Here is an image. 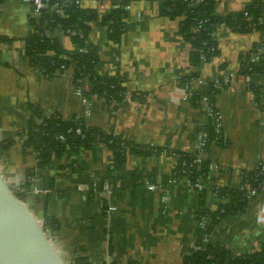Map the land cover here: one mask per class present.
<instances>
[{
    "label": "crops",
    "instance_id": "obj_1",
    "mask_svg": "<svg viewBox=\"0 0 264 264\" xmlns=\"http://www.w3.org/2000/svg\"><path fill=\"white\" fill-rule=\"evenodd\" d=\"M215 15L225 18L244 11L255 0H213ZM115 0H85L81 8L108 16ZM33 8L20 0L0 3V143L14 141L0 150V175L9 185L26 183L35 173L34 185L50 189L47 195L27 196V207L39 221L55 219L49 241L64 264L85 257L91 264H181L184 255L205 234L210 219H199L200 192L170 183L178 159L170 152L194 154L209 121L208 107L195 102L198 86L189 92L185 79L212 82L230 79L219 87L215 108L222 115V135L228 146L213 145L206 160L215 165L204 185L209 192L206 208L218 210L225 200L213 187H236L243 171L264 165V77L242 74L240 64L255 48L264 55V34L217 30L218 55L202 66L192 65L193 47L180 33V20L161 13L152 0L131 2L125 33L119 43L109 38L100 20L91 24L88 43L98 50L96 73L102 78H124L126 96L109 103L92 91L90 82L77 92L72 72L45 77L25 54V38L32 31ZM69 56L79 48L62 28L47 32ZM224 78L223 81H219ZM261 85L259 96L250 84ZM43 118L59 114L65 121L82 120L119 140L160 149L150 156L129 155L119 168L115 153L97 142L91 149H67L62 158L39 164L24 148L28 123L36 111ZM119 186V193L105 201L101 193L80 192L78 185ZM116 206L115 213L107 211ZM264 192L250 199L247 210L219 223L210 237L234 256L252 254L264 246ZM264 221V220H262ZM65 259V260H64Z\"/></svg>",
    "mask_w": 264,
    "mask_h": 264
},
{
    "label": "trees",
    "instance_id": "obj_2",
    "mask_svg": "<svg viewBox=\"0 0 264 264\" xmlns=\"http://www.w3.org/2000/svg\"><path fill=\"white\" fill-rule=\"evenodd\" d=\"M3 1L0 0V3ZM66 1L72 3L65 4ZM134 1L139 0L115 1V8L111 13L108 16L99 17L95 11L76 6L75 0H60L58 7L55 6L56 1L52 0L40 17L33 16L30 18L32 31L24 40L25 54L29 62L50 79L54 78L57 73H63L66 69L73 67V83L77 88L82 85L79 81H88L92 85V91L88 96L97 95L109 103H120L124 100L127 92L123 86L124 78L117 77L111 80L97 75L98 50L88 43V36L91 31V24L100 20L107 27L109 38L113 42L119 43L125 33V20L128 17L125 7ZM192 1L195 0H165L160 3V10L163 15L173 20H180V33L193 47L190 54L192 65L202 66L211 62L218 55L216 34L221 26L228 27L233 32L240 34H249L254 31L264 34V0H255L244 11L229 14L225 18L215 15V2L213 0H204L199 5H191ZM58 10H61L62 13H58ZM57 28H62L70 36L72 42L78 48L87 50V53L69 56L58 40L47 35V32ZM0 41L7 42V39ZM248 55L241 58L240 69L242 74L247 77L252 75L264 77V55L262 54V60L257 63L245 61L244 59L248 58ZM223 79L221 78L219 81H223ZM191 81L192 79L189 78L181 81L180 87H188ZM215 85V82L210 81L206 89L194 93L192 99L195 102H201L204 96H209L211 103L215 104L216 95L220 92ZM250 89L259 96L261 85L252 83ZM77 130H81L82 134L77 135ZM203 131L208 135V142L205 147L207 153L213 145L228 146L222 131L217 133L210 120L204 126ZM60 136H63L65 140H60ZM97 142L107 145L115 153L116 168L121 167L129 155L150 156L160 152V149L152 146L107 136L99 129L87 126L82 120L65 121L59 114L43 118L37 111L29 120L24 148L31 149L37 162L44 165L54 159L62 158L67 149L72 152H78L81 148L91 149ZM13 144L14 141L2 142L0 149L10 150ZM170 153L180 156L178 169L174 173L177 177L185 176L194 184L200 179L205 181L208 178L210 163L206 159L203 160L201 169H197L195 165L192 166L197 158V153L188 154L178 151ZM34 177L35 173H29L26 184L20 186V189L16 191L8 185L18 200L25 201L27 199V195L33 186ZM247 185L250 186L251 190L262 192L264 188V165L243 171L241 183L236 187H213L211 192L225 200V203L221 204L215 212L206 208V197L209 190L204 185V190L200 192L201 208L198 214L201 220L210 219V225L205 229L204 235L210 238L221 221L229 216L242 214L247 210L250 203ZM43 228L44 231H53L58 230L59 225L55 219L45 215ZM204 235L184 255L181 264H264V246L258 252L234 256L229 249L212 241L206 242ZM72 264L91 263L85 257H77ZM129 264L140 263L130 262Z\"/></svg>",
    "mask_w": 264,
    "mask_h": 264
},
{
    "label": "water",
    "instance_id": "obj_3",
    "mask_svg": "<svg viewBox=\"0 0 264 264\" xmlns=\"http://www.w3.org/2000/svg\"><path fill=\"white\" fill-rule=\"evenodd\" d=\"M8 185L0 175V264H64L42 221Z\"/></svg>",
    "mask_w": 264,
    "mask_h": 264
},
{
    "label": "built area",
    "instance_id": "obj_4",
    "mask_svg": "<svg viewBox=\"0 0 264 264\" xmlns=\"http://www.w3.org/2000/svg\"><path fill=\"white\" fill-rule=\"evenodd\" d=\"M21 2L25 3V4H28L30 5L32 8H33V16L34 17H40L42 14H43V11L48 7V5L50 4V2L52 0H20ZM56 1V4L55 6L58 7L59 5V2L60 0H54ZM85 0H75V5L78 6V7H81L82 6V3L84 2ZM115 1H118V0H115ZM142 1H148V0H142ZM156 3H161L165 0H152ZM175 1V0H173ZM187 1V0H186ZM204 0H195V1H192L191 2V5H199L201 2H203ZM72 2L70 1H66L65 4H70ZM126 11L129 12L131 10V3H128L125 7ZM58 13H62L61 10H58L57 11ZM87 53V50L85 49H80L79 48V54H85ZM245 61H249V63H257V62H260L262 60V52L260 49H257L255 48L252 52L249 53L248 55V58H245L244 59ZM66 71H71L72 72V78H73V75H74V68L71 67L69 69H66L64 72ZM88 82V81H84L81 80L79 81V83H81L82 87H78L77 88V92L79 94H83V85ZM210 81H207L203 78H199L197 80H192L190 82V85L186 88H183V90L185 92H189V89L191 87V84H196L198 86V88L200 90H204L206 89L208 83ZM212 82V81H211ZM216 83V87L219 88L221 86H230V79L228 78H225L224 81L221 83V82H215ZM262 86H264V81L263 83H261ZM198 90V91H200ZM201 103L206 105V107H208V115H209V120L211 121V123L214 124L215 126V131L217 133H220L221 131V127H222V115L220 112L216 111V108H215V104L211 103L210 101V97L209 96H204L201 100ZM76 134L77 135H81L82 134V131L81 130H77L76 131ZM60 140L64 141L65 138L63 136H60L59 137ZM207 142H208V135L206 132H203L202 133V138H201V143L197 149V158L194 160L193 165H195L197 167V169H201V166H202V162L204 159H206V145H207ZM176 159H179L180 156L178 155H173ZM216 166L215 165H212L210 164V171L212 170H215ZM243 174V172L241 173ZM175 175V174H174ZM172 176L171 179L169 180L170 183L172 184H177V183H180L182 180L185 182V184L187 185V187L191 188V189H195L199 192L203 191L204 190V181L203 179H200L197 183H192L187 177H177V175L175 176ZM32 184L33 186L31 187V191L28 193L27 196L29 195H32V196H37V195H47L50 193V189H39L37 188L34 183H33V180H32ZM12 186L15 191L16 190H19L20 189V185H10ZM78 190L80 192H87V193H92V192H95V193H101L103 196H104V200L107 202V201H110L111 199H113L115 197L116 194L119 193V189L120 187L119 186H112V185H109V184H105V185H102V186H99V185H93V187H90V186H87V185H78ZM249 190V197L250 199L254 198L255 196L261 194L264 192V188L262 190V192H257L256 190H251L250 186L247 185L246 186ZM117 210L116 206L114 205H111L109 204L108 205V208H107V211L110 212V213H115ZM258 219L260 222H264L262 220H264V211L263 209H259L258 210ZM204 220V219H203ZM43 225H44V221H42ZM45 233L47 234L48 238L50 237V233H51V230H45ZM205 236V241L206 242H210V238H208L206 235Z\"/></svg>",
    "mask_w": 264,
    "mask_h": 264
},
{
    "label": "rangeland",
    "instance_id": "obj_5",
    "mask_svg": "<svg viewBox=\"0 0 264 264\" xmlns=\"http://www.w3.org/2000/svg\"><path fill=\"white\" fill-rule=\"evenodd\" d=\"M1 150V149H0ZM65 260V259H64Z\"/></svg>",
    "mask_w": 264,
    "mask_h": 264
}]
</instances>
